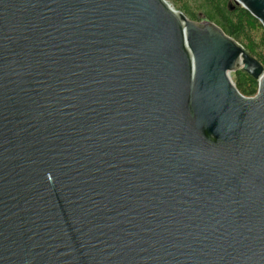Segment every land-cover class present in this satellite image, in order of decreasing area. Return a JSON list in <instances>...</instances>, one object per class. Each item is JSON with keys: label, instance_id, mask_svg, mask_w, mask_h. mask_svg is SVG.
Returning a JSON list of instances; mask_svg holds the SVG:
<instances>
[{"label": "water", "instance_id": "water-1", "mask_svg": "<svg viewBox=\"0 0 264 264\" xmlns=\"http://www.w3.org/2000/svg\"><path fill=\"white\" fill-rule=\"evenodd\" d=\"M0 264H264V65L167 0H0Z\"/></svg>", "mask_w": 264, "mask_h": 264}, {"label": "trees", "instance_id": "trees-1", "mask_svg": "<svg viewBox=\"0 0 264 264\" xmlns=\"http://www.w3.org/2000/svg\"><path fill=\"white\" fill-rule=\"evenodd\" d=\"M167 1L191 20L216 23L264 65V27L256 17L234 0ZM233 74V81L242 94L251 96L256 93L257 80L242 69Z\"/></svg>", "mask_w": 264, "mask_h": 264}, {"label": "rangeland", "instance_id": "rangeland-1", "mask_svg": "<svg viewBox=\"0 0 264 264\" xmlns=\"http://www.w3.org/2000/svg\"><path fill=\"white\" fill-rule=\"evenodd\" d=\"M197 22H199V21H197ZM200 22H203V21H200ZM234 73V72H233ZM233 73H231V77H232V79H234V74Z\"/></svg>", "mask_w": 264, "mask_h": 264}]
</instances>
